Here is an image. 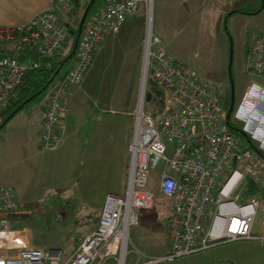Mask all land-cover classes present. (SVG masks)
Returning <instances> with one entry per match:
<instances>
[{"label": "built area", "instance_id": "2783aa9c", "mask_svg": "<svg viewBox=\"0 0 264 264\" xmlns=\"http://www.w3.org/2000/svg\"><path fill=\"white\" fill-rule=\"evenodd\" d=\"M53 1L57 8L38 12L24 25L0 26V41L15 51L0 57V104L26 71L39 65L30 55L19 59L21 49L34 48L37 57L65 55L69 26L59 14L71 13L74 0ZM140 1L149 19L153 0H105L97 14L89 12L77 39L74 66L50 89L39 148L61 144L63 102L69 89L81 83L106 34L117 31ZM160 42L147 28L124 194H105L96 225L78 240L67 264H158L225 242L264 240V219L258 233L253 232L264 200L248 196V182L264 188L263 156L246 148L243 137L229 126L215 88L178 63ZM245 67L264 80V33L248 46ZM154 89H160V101L148 100L145 109L144 93ZM242 100L254 106L245 118L248 125L241 129L264 151V87L251 84ZM158 165L157 189L171 200L169 249L164 255H137L128 261L129 229L138 223L140 210L153 205L151 169ZM166 181L173 182L171 195L161 186ZM15 199L14 189L0 184V264H60L61 249L31 245L26 230L10 225Z\"/></svg>", "mask_w": 264, "mask_h": 264}, {"label": "crops", "instance_id": "0c3cea01", "mask_svg": "<svg viewBox=\"0 0 264 264\" xmlns=\"http://www.w3.org/2000/svg\"><path fill=\"white\" fill-rule=\"evenodd\" d=\"M104 1L100 0L99 7L90 13L97 14ZM258 1L153 0L149 19L145 12L144 2L140 1L137 10L120 23L117 31L106 34L81 83L69 89L63 102L64 116L60 145L50 150H39L38 136L41 116L50 90L44 100L31 101L33 100L31 99V102H26L21 107L22 109L20 108L0 127V184L11 186L17 198L20 194L16 188L21 187L27 180H34L33 170L35 169L40 178L42 174H45V178L41 180L42 185L36 183L37 187L40 185L43 189H54L59 191V194L66 192L68 196L66 204L56 202L57 209L63 215H67L69 207L74 205L73 199L69 196H73L75 190H78L79 195H82L88 203L94 202V206L86 209L89 211L87 213L96 214L93 227L87 229L81 237L83 238L96 225L105 194L112 192L122 196L125 191L129 161L128 146L132 139L137 102L135 103L134 100L133 106L124 110L114 106L113 96L103 90L104 84L109 81L107 78L111 76L122 79L128 76L132 78V83L140 82L144 38L149 28L160 38V44L167 53L195 76L205 81L203 73L187 64L177 49L171 48L174 38L184 32L193 34L212 29L214 34H217V38L221 40L220 47L222 44L223 47L227 46L228 32L232 33L229 20H232L235 25L238 20L250 13H257H243L238 9L246 4L252 8V5ZM261 1L262 6L257 14L264 10V0ZM240 2L245 4L242 5ZM80 3L82 5L84 2ZM46 8L55 9L57 6L53 0H0V26L24 25L35 14ZM59 15L63 18L65 14L60 13ZM263 23L258 28L259 32L251 34L246 39L247 42L243 40V73L250 74L245 90L251 84L256 87L264 86V80L258 76L257 78L245 67L247 48L257 34L264 33ZM74 61L73 58L70 68L74 66ZM93 71L94 76H91ZM253 106L254 103L251 101L243 104L240 107L241 112L239 110L236 112V117L233 116L234 120L238 122V117L240 120L245 119ZM29 137L32 143L27 140ZM26 168L31 169L30 173L22 177L23 169ZM151 176L152 179L158 177L152 173ZM154 191V198H160L163 209L154 214L143 212V210L154 208L155 202L153 201L151 208L140 210L138 223L130 227L128 247L135 257L137 255L141 258L160 256L167 253L169 249L167 217L171 200L163 197L156 189ZM259 210L262 211L263 217L258 228L264 219V201ZM247 240L256 241V239H243L225 242L221 243L222 245L217 244L219 246L213 245L198 251L197 254L198 256L201 253L205 254L210 264H233L232 257L226 254L225 249H222L224 244ZM259 242L258 244L264 248V243H262L264 240ZM252 253L247 254L246 259L243 258L244 264H252ZM253 257L260 259L259 254ZM190 259L186 257L182 264L195 261L194 259L190 261ZM260 260L259 264H264V254ZM173 261L175 259L171 262Z\"/></svg>", "mask_w": 264, "mask_h": 264}, {"label": "rangeland", "instance_id": "374dc122", "mask_svg": "<svg viewBox=\"0 0 264 264\" xmlns=\"http://www.w3.org/2000/svg\"><path fill=\"white\" fill-rule=\"evenodd\" d=\"M240 4L243 5L245 3L240 2ZM99 5L100 0L94 3V6L90 11L92 12L96 10ZM257 5L262 6V1L259 0L256 4L252 5V8H255L254 6ZM246 6L247 8H250L248 4H246ZM84 8L81 6L79 9L75 10L76 12L65 14L63 19H65L69 25L73 27L76 26L78 28L79 19L82 15V12L84 11ZM257 13H250V15L245 16V18L238 20L235 25L232 20H229L228 23L230 24L232 33L228 32L227 46L224 45L223 47L222 44V47H220L221 40L217 38V34H214V30L212 29L205 30L202 33L197 32L193 34H187L184 32L183 34L174 38L173 47L171 46V48H174L175 50L177 49V51H179L180 55L184 57L187 64L205 75L204 80L207 82V84L215 88L217 92L218 104L225 111H227L230 103V78L232 79L233 97L234 100H236V106L234 108L233 115L231 114V118H233V120V116L236 115V112H238L240 107L243 105V94L247 91V89L245 90V86L248 85L247 83L249 82L250 76V74L243 73V40L247 42L246 39L251 34L259 32L260 29L258 28L260 24L264 22V10L259 14ZM224 26L226 27L227 25L225 24ZM262 28L264 31V23ZM69 41H71V35L68 37V42ZM230 41L232 46L231 64L229 69L228 64L230 55ZM72 61L73 58L71 61L61 66V70L59 71L57 77L47 85L42 93H40L31 101L44 100L58 78L70 68ZM91 76H94V71L92 72ZM107 79L109 81L104 84L105 87L103 90L109 95L113 96L112 104L114 106L124 110L132 107L134 100L135 103L137 102L140 84L139 81L136 84L132 83V78H129L128 76L122 77V79L120 77L109 76ZM263 101L264 100L260 101V103H263ZM149 103L150 101L148 100L144 102L145 109L148 108ZM249 113L250 111L248 114ZM238 118V122L236 121V123L239 126L243 127L248 125L246 119L240 120ZM30 139V137L27 138V140L31 142ZM39 150L45 151L50 149L39 148ZM30 170L28 168L23 169V174H21V176L23 177L25 174L28 176ZM159 171V165L151 169L152 175H158ZM33 172L34 180H27L21 187L16 188L20 194L15 199L16 208L19 210L17 209L14 217L10 219V225L15 229L26 230L29 243L31 244L32 242L31 245L40 246L47 250L51 248L61 249L60 264H67L68 258L74 251L78 239L82 237L87 229L92 228L94 225L96 214L87 213L89 211L86 210L87 208L94 206V202L88 203L84 197H82V195H79L78 190H75L74 195L69 196L73 199L74 205L69 207V213L67 215H63L62 212L57 209L56 202L66 204L68 200V196L65 194L66 192L59 194V191L57 192L54 189L41 188V180L45 178V174H42L40 178L35 169ZM36 183H40L39 187H37ZM151 187L152 189H156L158 192L156 177H154ZM162 196L165 197L164 195ZM159 199V197L154 198V208L150 210H143V212L145 211L154 214L155 212L163 209L162 201H159ZM262 217V211L258 210L253 224V232L258 233V225ZM208 222L209 219L207 220V223ZM259 241L247 240L227 243L224 244L222 249H225L227 251L226 254H229L232 257L233 264H244L243 258L246 259V255L251 252H253L251 263L259 264V262H261L260 259L263 258L264 254V248L261 244H258ZM197 253L198 251L188 256L177 258L173 262L164 261L159 264H182V261L186 257L191 258L190 261L192 259L195 260L189 264H210L208 263L207 256H204L205 254L201 253L198 256ZM255 254L260 255L259 260L253 257ZM132 256L134 259L135 255L129 251L128 261ZM146 257H142V259ZM186 263L188 264V262ZM108 264H111V261H108Z\"/></svg>", "mask_w": 264, "mask_h": 264}, {"label": "trees", "instance_id": "16d2710c", "mask_svg": "<svg viewBox=\"0 0 264 264\" xmlns=\"http://www.w3.org/2000/svg\"><path fill=\"white\" fill-rule=\"evenodd\" d=\"M81 1L84 2L82 3V5L80 3ZM89 1L90 0H84V1L74 0V9L71 13L76 12L75 10L81 6H83L84 8L89 3ZM97 1L98 0H95V2ZM94 3L92 7L94 6ZM260 9L261 6H257L256 8H247V6H243L238 10H240L243 13H250L251 11L258 12ZM60 19L65 21V19H63L62 17ZM65 22L67 23V21ZM76 31H77L76 26L73 27L69 25L68 33L69 35H71V41L69 42L67 41L65 45V55L61 57L58 55L52 57H37V53L34 48L24 47L23 49H21V52L19 54V59H22L23 56L26 57L30 55L38 60L39 65L38 67L35 68H29L26 71L21 83L17 87H15L11 91V93L7 96V98L0 104V119L2 121L11 111H13L16 107H18L19 104H21L25 99L29 97H32V99H34L36 96L42 93L47 87V85L57 77L59 71L61 70V66L71 61L72 58H74V53L72 54V51L74 48ZM14 52H15L14 48L10 44L0 41V57L5 54H13ZM56 70H58L57 73ZM36 92H39V94L34 96ZM228 124L229 126L232 127L238 125L233 120V118L229 120ZM243 140L245 147L251 149V147L248 146V143L245 141L244 138ZM253 144L256 147L254 142ZM257 150L259 151V154L264 158V151H261L259 149ZM250 195L264 199V188H260L257 184L248 182V196Z\"/></svg>", "mask_w": 264, "mask_h": 264}, {"label": "water", "instance_id": "95a60500", "mask_svg": "<svg viewBox=\"0 0 264 264\" xmlns=\"http://www.w3.org/2000/svg\"><path fill=\"white\" fill-rule=\"evenodd\" d=\"M95 2V0H90L89 3L85 6L84 8V11L82 12V15L79 19V23H78V28H77V31H76V36H75V40H74V48H73V51H72V54L74 53L75 51V48H76V43H77V39L80 35V32H81V29H82V26H83V23H84V20L85 18L87 17V15L89 14L90 10H91V7L93 5V3ZM66 26H69L68 23H66ZM231 41H230V55H229V64H228V68L230 69V64H231ZM58 72V70H56V73ZM39 92H36L34 94V96L38 95ZM230 103H229V106L227 108V111H226V120H227V123H229V120L231 118V111H232V108H233V101H234V97H233V81L232 79L230 78ZM160 96H161V91L160 89H154L152 91H147L146 92V96H145V99L146 100H150V99H156L158 100V102L160 101ZM32 99V97H29L27 99H25L21 104H19L18 107H16L13 111H11L5 118L3 121H1L0 123V127L3 126V124L10 118L12 117L26 102L30 101ZM233 131L239 133L244 139L245 141L248 143V146L251 147L252 150L254 151H257L256 147L254 146L253 142L249 139L248 135L241 129V128H235V127H232ZM258 152V151H257Z\"/></svg>", "mask_w": 264, "mask_h": 264}, {"label": "clouds", "instance_id": "9594fccd", "mask_svg": "<svg viewBox=\"0 0 264 264\" xmlns=\"http://www.w3.org/2000/svg\"><path fill=\"white\" fill-rule=\"evenodd\" d=\"M163 190L166 192V194L171 195L172 189H173V182L172 181H166L162 185Z\"/></svg>", "mask_w": 264, "mask_h": 264}, {"label": "flooded vegetation", "instance_id": "af4514ba", "mask_svg": "<svg viewBox=\"0 0 264 264\" xmlns=\"http://www.w3.org/2000/svg\"><path fill=\"white\" fill-rule=\"evenodd\" d=\"M235 106H236V100H234L233 101V108H232V112H231V114L233 115V111H234V108H235ZM235 121V120H234ZM236 122V121H235ZM237 124V123H236ZM235 128H241V126H238V125H236V126H234Z\"/></svg>", "mask_w": 264, "mask_h": 264}, {"label": "bare ground", "instance_id": "6f19581e", "mask_svg": "<svg viewBox=\"0 0 264 264\" xmlns=\"http://www.w3.org/2000/svg\"><path fill=\"white\" fill-rule=\"evenodd\" d=\"M146 96V94L144 93V97Z\"/></svg>", "mask_w": 264, "mask_h": 264}]
</instances>
